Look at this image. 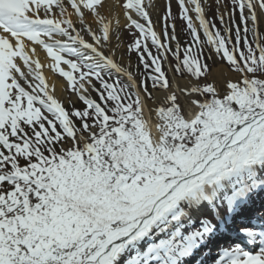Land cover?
I'll list each match as a JSON object with an SVG mask.
<instances>
[{"label": "snow or ice", "instance_id": "6c2138e0", "mask_svg": "<svg viewBox=\"0 0 264 264\" xmlns=\"http://www.w3.org/2000/svg\"><path fill=\"white\" fill-rule=\"evenodd\" d=\"M261 197L264 0H0V264H264Z\"/></svg>", "mask_w": 264, "mask_h": 264}, {"label": "rangeland", "instance_id": "374dc122", "mask_svg": "<svg viewBox=\"0 0 264 264\" xmlns=\"http://www.w3.org/2000/svg\"><path fill=\"white\" fill-rule=\"evenodd\" d=\"M173 10L175 11V5H173ZM177 23L179 24V21H177ZM157 30H159V29H157ZM123 39H124V42L125 43H127V40L128 39H131L126 33L124 34V37H123ZM134 54H132V56H133ZM132 60V63H133V59H131ZM211 63V65H212V62L211 61H209V64ZM133 65H135V63L133 64ZM212 67L214 68L215 67V65H212ZM195 259H193V261H194Z\"/></svg>", "mask_w": 264, "mask_h": 264}, {"label": "bare ground", "instance_id": "6f19581e", "mask_svg": "<svg viewBox=\"0 0 264 264\" xmlns=\"http://www.w3.org/2000/svg\"><path fill=\"white\" fill-rule=\"evenodd\" d=\"M160 2L163 3V0H160ZM213 69H215V67ZM181 83H183V81H181ZM57 87H59V85H57Z\"/></svg>", "mask_w": 264, "mask_h": 264}]
</instances>
